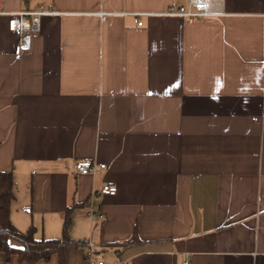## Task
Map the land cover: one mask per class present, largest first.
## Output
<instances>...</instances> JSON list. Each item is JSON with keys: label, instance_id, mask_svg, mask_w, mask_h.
Wrapping results in <instances>:
<instances>
[{"label": "crops", "instance_id": "1", "mask_svg": "<svg viewBox=\"0 0 264 264\" xmlns=\"http://www.w3.org/2000/svg\"><path fill=\"white\" fill-rule=\"evenodd\" d=\"M183 3L0 0L50 11L27 52L0 15V171L22 233L60 239L75 205L64 264H264V0L160 14Z\"/></svg>", "mask_w": 264, "mask_h": 264}, {"label": "built area", "instance_id": "2", "mask_svg": "<svg viewBox=\"0 0 264 264\" xmlns=\"http://www.w3.org/2000/svg\"><path fill=\"white\" fill-rule=\"evenodd\" d=\"M224 12V0H184L183 4H168L160 14L163 16L182 17L188 21H193L205 17L220 16ZM47 13H50V11L43 9V7H40L36 11H6L1 9L0 5V15L7 17L8 30L18 35L17 48L20 52H27L31 49L32 34L39 31L41 17ZM105 15L106 13H101V18H104ZM138 15L134 14V16ZM135 22L138 26L142 24L137 17ZM73 169L78 175H94L98 170L105 169V164L97 163L90 159H79L74 161ZM116 192L117 187L111 184H104L99 190V193L105 195H114ZM88 214L89 216L96 215L92 210ZM85 246L87 247V256L92 257L95 254L93 244L86 243ZM97 264H105V262L98 260ZM182 264L189 263L188 261H184Z\"/></svg>", "mask_w": 264, "mask_h": 264}, {"label": "trees", "instance_id": "3", "mask_svg": "<svg viewBox=\"0 0 264 264\" xmlns=\"http://www.w3.org/2000/svg\"><path fill=\"white\" fill-rule=\"evenodd\" d=\"M13 194V176L11 170L0 171V252L8 259L16 255L19 262L34 264L40 260L47 261L51 255L56 254L58 264H64L66 246L73 244L68 238L67 226L74 204L67 207L63 221V232L60 239H36L33 237V227L26 232L18 231L9 219V209ZM15 240L20 246L11 245ZM83 245V243H77Z\"/></svg>", "mask_w": 264, "mask_h": 264}]
</instances>
